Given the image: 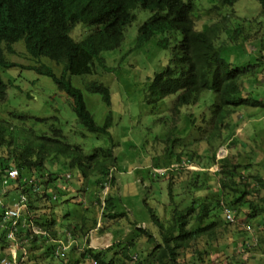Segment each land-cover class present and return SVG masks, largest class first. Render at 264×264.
Segmentation results:
<instances>
[{
    "label": "trees",
    "instance_id": "1",
    "mask_svg": "<svg viewBox=\"0 0 264 264\" xmlns=\"http://www.w3.org/2000/svg\"><path fill=\"white\" fill-rule=\"evenodd\" d=\"M242 5L245 10L236 13L234 7ZM223 10L227 12L222 13ZM136 11H148L150 15L137 29L134 50H139L143 44L153 43L157 50L169 53L168 57L162 54L153 59L157 70L143 81L144 102L155 106L175 96L171 109L175 113L181 108L196 105L205 92L213 95L208 108V127L203 132L210 155L208 167L215 166L217 169L213 173L217 177V193H207L208 187L201 181V173L184 167L178 155L173 157L171 150L176 139L168 142L166 138L164 143L168 142L169 147L164 151L165 158L167 161L176 159L179 172L186 169V176L192 178L190 187L194 199L182 208L173 207L167 219L158 216L143 200L154 229L132 222L124 238L117 237L118 232L124 229H116L111 245L104 249L90 248L84 234V231L91 229L89 223L95 226L97 218L93 217L96 215L91 213L86 222L76 211L71 217L78 223L71 231L78 243L69 248L68 260L77 249L81 259L96 264H185L180 259L194 243L207 236L213 238L220 229L230 224L222 214L224 207L229 209L233 220L241 215L264 233V199L260 196V189H264L263 178L250 172V163L234 161L229 156L217 159L213 144V141H219V144L224 142L228 120L235 111L244 107L264 109V103L243 91L244 81H251V85L255 86L258 76L264 77V0H213L205 13H212L218 19L202 29H197L194 22L195 0H0V67L8 69L16 66L8 61L7 55L13 54V46L20 43L31 59L37 61L44 57L61 66L60 75L45 64L29 69L50 78L57 90L64 93L81 130L86 134L106 136V141L112 142L109 133L113 123L109 87L96 80L85 85L86 90L99 95L108 108L103 125L97 126L86 108L82 92L71 84L69 78L95 74L97 67L108 71L103 53L121 46L126 28L135 21ZM231 20L233 25H230ZM79 26L89 28L90 32L76 41L71 37V32ZM248 46L254 50L252 53ZM239 50L242 53L239 54ZM8 88H11V83L0 79L1 103L6 100ZM185 116L188 123H194L191 114L186 113ZM12 117L16 119V116ZM26 119L28 127L22 128L0 120V178L5 169H17L18 177L8 183L6 189L17 195L24 194L28 210L45 209V213L57 207L58 200L51 202L50 195L54 191L60 194L61 189L50 184L62 179L64 171H69L71 177L63 180L65 192L75 176L100 186L101 190L106 182L113 186L115 178L112 168L118 172L117 159L112 153L114 144L85 154L80 145L67 143L56 116ZM33 125H42V129L37 131ZM80 136L86 135L80 133ZM193 158L194 155L189 157L191 161ZM28 180L37 181L35 190L34 186L27 184ZM0 186L3 189L1 181ZM167 189L168 199H171L170 184ZM86 190L88 196L93 198L96 192ZM120 200L109 194L103 199L101 216L113 219L112 226L118 223L117 217L127 215L116 205ZM91 202L101 205V201ZM69 214L63 217L67 218ZM31 218L28 219L40 231L48 232L52 238H59L55 231L64 227L63 224L57 228L54 220L40 217V221H36L38 218ZM19 226L17 239L29 250H26V259L18 261V264L32 259H54L52 246L46 243L42 235L33 234L26 222L20 221ZM150 230L155 231L156 235ZM140 242L142 245H139ZM9 244L5 229L0 227V256L8 259L6 249ZM256 244L264 252V235L257 239ZM20 247L16 250L17 255L21 254ZM38 251L41 254L35 256ZM197 256V260H200L201 254L197 253Z\"/></svg>",
    "mask_w": 264,
    "mask_h": 264
},
{
    "label": "rangeland",
    "instance_id": "2",
    "mask_svg": "<svg viewBox=\"0 0 264 264\" xmlns=\"http://www.w3.org/2000/svg\"><path fill=\"white\" fill-rule=\"evenodd\" d=\"M212 2L213 0H195L196 17L194 22L197 29H202L204 25L218 19L212 13H205L211 7ZM241 10H245L244 5L234 7L236 13ZM225 12L227 10L222 11V13ZM135 15V21L124 32V40L121 46L114 51L103 53L108 71L97 67L95 74L70 76L69 78L71 84L82 92L86 108L92 114L97 126L103 125L108 108L100 100L99 95L88 92L85 85L96 80L109 87L111 91L110 111L113 117L109 133L112 142L106 141V136L86 134L81 130L77 125L75 114L72 112L70 101L64 93L57 90L50 78L29 69V67L45 64L56 75H60L61 66L44 57H40L37 61L31 59L20 43L13 46V54L7 55L8 61L15 63L16 66L8 69L0 67V79L5 83H11V88L7 89L6 100L3 103L0 102V120L8 121V124L13 127L22 128L28 127L26 118L56 116L59 119L58 127L66 137L67 143L80 145L85 154L114 144L112 153L117 159L118 172L112 168V175L115 178L113 186L111 187L106 182L101 190L100 186L90 184L89 181H84L75 176L73 178L80 181L73 179L70 181L71 186H68L75 195L69 193V190L68 193L66 192L67 196L72 195L70 198L72 200L68 198V203L70 204V201L74 203L71 205L65 203L69 210L81 209L84 203L90 200L99 203L108 194L122 199L116 202V205L127 215L124 218L117 217L118 223L115 226H112L113 219L101 216L102 205L92 204L91 212L87 217L93 213L96 215L93 219L97 218V221L95 226L93 223H89L91 229L87 232L83 230L88 241L92 235L93 238H98L106 226L108 227L107 230L102 233L110 237L111 231L124 229V231L118 232V238H124L127 235L132 222L147 229H154L149 222V215L143 200L158 216L167 219L173 207L182 208L194 199L195 195L190 187L192 178L186 176V169L179 172L176 159L167 161L165 158L164 151L169 147L168 142L171 139H176L171 150L173 157L176 158L178 155V158L183 161L184 167L201 173L199 174L201 175L200 179L206 183L207 193H217L215 187L217 177L213 174L217 169L215 166L208 167L210 155L207 153L208 147L204 139L206 134L203 132V129L206 130L208 127V108L213 101V95L210 92H205L196 105L181 108L175 113L171 112L175 96H170L155 106H149L144 102L143 81L145 77H150L157 70L153 59L157 56L161 57L162 54L168 57L169 53L157 50L152 42V44H143L139 50H134L137 29L150 13L148 11H136ZM230 25H233L232 20ZM89 32V28L79 26L71 32V37L79 41ZM247 49L250 53L254 51L249 46ZM240 53L242 51L239 50ZM236 60L239 61L240 59L237 57ZM256 83L253 86L251 81H244V94L249 93V97L264 103V77L258 76ZM247 84L248 87L250 86L249 88ZM186 113L191 114V120L193 119L194 123L186 121ZM12 115L16 116V119ZM228 124L226 128L228 133L224 142L219 144V141H213L214 146H216L215 157L218 159L229 156L234 161L250 163V172L261 176L264 181V109L247 107L239 109L229 118ZM33 128L38 131L42 129V125H33ZM80 133H84L86 136L82 137ZM166 138H168V142L165 144ZM191 155H194L192 161L189 159ZM67 173L70 172L64 171L62 176ZM204 173L207 175L205 176ZM74 175L76 174L74 173ZM59 180L62 181V179ZM169 184L172 189L170 192L171 199H168L167 196ZM87 188L96 192L93 198L88 196ZM3 190L5 191L3 202L7 205L9 204L7 197H11L12 192L8 189H2L0 186V193ZM63 194L65 192L60 196ZM260 196L264 199V189H260ZM59 200L60 198H58ZM222 202L225 203L226 201L223 200ZM43 211L41 215H37L38 210L30 215L31 217L37 215L38 220L36 221H40L42 215L46 216L44 219L46 220L48 214H43ZM24 218L27 219V217ZM71 219L69 223L63 224L66 229L67 227L72 229L78 223L73 218ZM259 229L255 223L247 221L240 215L235 217L234 221L226 225L224 229H220L216 235H213V238L207 236L200 242L194 243L180 260L185 264H264V252L256 244L257 239L264 235ZM151 232L156 235L155 231ZM18 242L20 246L25 247L27 251L29 250L27 245L21 244V240ZM101 242L93 243L94 249H104L112 243L109 241L103 247ZM77 243L78 241H76ZM139 245H142V242ZM89 247L92 248L90 245ZM73 253L70 260H68V252L67 256L59 259V261L56 259L45 261L40 258L32 259L25 264H96L81 259L77 249ZM197 253L201 254L200 260H197ZM30 258H33L32 255Z\"/></svg>",
    "mask_w": 264,
    "mask_h": 264
},
{
    "label": "built area",
    "instance_id": "3",
    "mask_svg": "<svg viewBox=\"0 0 264 264\" xmlns=\"http://www.w3.org/2000/svg\"><path fill=\"white\" fill-rule=\"evenodd\" d=\"M1 169L2 168L0 167V172ZM17 176L18 172L15 168L9 167L8 169H5L0 180L3 188H6L8 183H12ZM65 179H70V176L66 175ZM65 189V187L61 188V190ZM3 193L4 192L0 194V227L5 229V238L10 242V244L8 246V251L6 249V252L9 254V259L1 257L0 264H18V261H24L27 257V251L25 247L22 246L20 247L21 254H16V250L20 245L16 235L20 227L19 223L22 219H24V217L29 218L28 216L30 215L27 198L24 194L20 193L11 204L5 205L2 197ZM52 200H55V196L52 197ZM222 214L226 222L231 224L234 221L229 209L224 207ZM31 222L29 223V227L31 228L33 234L42 235L47 240L46 243L52 246L53 257L56 259L64 258L69 248L74 244L76 245L71 229L64 231V234L59 238H52L48 232L40 231L36 226H33Z\"/></svg>",
    "mask_w": 264,
    "mask_h": 264
},
{
    "label": "crops",
    "instance_id": "4",
    "mask_svg": "<svg viewBox=\"0 0 264 264\" xmlns=\"http://www.w3.org/2000/svg\"><path fill=\"white\" fill-rule=\"evenodd\" d=\"M61 184H62V181L61 180H57V181H55V182H53L52 184H50V186H52V187H56V189H58V188H60V186H61ZM49 186V187H50ZM67 193H68V190L66 191ZM73 191L70 189L69 190V193H71L72 195H75V193L73 194L72 193ZM72 195L69 197V196H67V194L65 193V194H63V196H60L59 198H60V200L56 203V205H57V207H55V208H53V210H51V211H46L45 213H43V214H48V218L47 219H49V220H54L55 221V227H57V228H60V224H64L65 222H67L68 220H72L71 218V214L72 213H74V212H76L77 210H80V211H78L77 213H78V215H81L82 216V218H83V220H85L86 222H87V216L90 214V212H91V209H90V207H91V205L92 204H94L93 202H91L92 200H90V201H88V202H85L84 203V205H83V207L81 208V209H77V210H69L68 209V205H71V204H74L73 203V201H70V204L68 203V198L70 199V198H72ZM10 196L11 197H7L9 200L7 201V203H9V204H11L12 202H13V200L17 197V194L15 193H12V195L10 194ZM70 200H72V199H70ZM61 201H63L62 203H61ZM65 203H68V205L67 204H65ZM63 207V208H62ZM60 208V209H59ZM59 209V210H58ZM30 211V214L31 213H33V212H35V211H32V210H29ZM41 212L42 211H40V210H38V214L37 215H41ZM67 213H70L68 216H67V218H65V217H63V215L64 214H67ZM80 213V214H79ZM36 215V216H37ZM35 216V217H36ZM45 217L46 216H43L42 215V217H41V219H45ZM29 218H31V215H29ZM75 219H77V218H75ZM27 219H22L21 221H26ZM78 220V219H77ZM21 228V227H20ZM66 230V228L65 227H62L61 229H59V230H56L55 232L57 233V234H59V235H61L64 231ZM115 231H116V229L115 230H113V231H111L110 232V234H111V237L110 236H106V234L105 233H101L100 234V236L98 237V238H96V237H94L93 238V235L90 237V241H88V244L94 249V247L92 246L93 245V243H100V241H102L101 243H102V245H103V247H105L106 246V243H108L109 241H112V238H113V235H114V233H115ZM77 236V235H76ZM36 245H38V247H41V245L40 244H38V243H36ZM42 248H44V247H42ZM40 255L41 254V251H39V253L38 252H36L35 253V256H37V255ZM46 261V260H45Z\"/></svg>",
    "mask_w": 264,
    "mask_h": 264
},
{
    "label": "clouds",
    "instance_id": "5",
    "mask_svg": "<svg viewBox=\"0 0 264 264\" xmlns=\"http://www.w3.org/2000/svg\"><path fill=\"white\" fill-rule=\"evenodd\" d=\"M10 168H13V167H10ZM8 169V168H7ZM16 169V168H15ZM17 170V169H16ZM18 172V171H17ZM66 175H68V173L67 174H65L64 176H62V184H61V187H60V189L62 188V187H65L66 188V186L65 185H63L64 183H63V180H68V179H65V176ZM18 177V176H17ZM16 177V178H17ZM71 178V177H70ZM0 180H1V178H0ZM36 183H37V181H32V180H28V182H27V184L28 185H32V186H34V189L33 190H35V188H36ZM106 188H107V185H106ZM3 189H6V188H3ZM70 189V188H69ZM68 189V190H69ZM66 190V189H65ZM65 190H61V192H60V194H62L63 192H65ZM3 192H5L4 190H3ZM50 192H52V191H49L48 193H50ZM66 193V192H65ZM1 194V193H0ZM60 194H58L57 192H53L51 195H50V200H51V202H55L56 200H58V197H60L59 195ZM53 196H55V200H52V197ZM3 197V196H2ZM104 199V198H103ZM103 199L102 200H100L101 201V205H103ZM4 201V200H3ZM7 205H9V204H7ZM29 214H30V211H29ZM29 217V216H28ZM29 219H32V218H29ZM28 218H27V220L25 221L26 223H27V226L29 227V223L32 221V220H29ZM23 222V221H22ZM33 222V221H32ZM31 222V223H32ZM33 226H35L34 224H33ZM95 228H97V227H95ZM69 229H71V228H67L66 230H69ZM65 230V231H66ZM72 230V229H71ZM64 234V232L61 234V235H59V237H61L62 235ZM74 239H75V241H76V237L74 236ZM48 244V243H47ZM77 245V244H76ZM1 257H4V256H0V258ZM54 259H56L55 257H53ZM56 260H59V259H56Z\"/></svg>",
    "mask_w": 264,
    "mask_h": 264
}]
</instances>
